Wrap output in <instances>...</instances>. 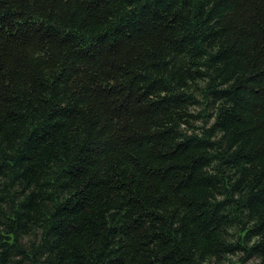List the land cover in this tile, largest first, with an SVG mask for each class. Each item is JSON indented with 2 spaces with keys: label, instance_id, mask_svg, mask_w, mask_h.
I'll use <instances>...</instances> for the list:
<instances>
[{
  "label": "trees",
  "instance_id": "trees-1",
  "mask_svg": "<svg viewBox=\"0 0 264 264\" xmlns=\"http://www.w3.org/2000/svg\"><path fill=\"white\" fill-rule=\"evenodd\" d=\"M0 264H264V0H0Z\"/></svg>",
  "mask_w": 264,
  "mask_h": 264
}]
</instances>
